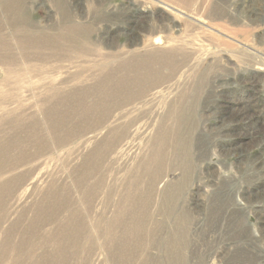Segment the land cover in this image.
<instances>
[{"label": "rangeland", "instance_id": "rangeland-1", "mask_svg": "<svg viewBox=\"0 0 264 264\" xmlns=\"http://www.w3.org/2000/svg\"><path fill=\"white\" fill-rule=\"evenodd\" d=\"M20 2V16L18 13L14 18L4 9L0 24V36L12 46L8 51L0 49V130L22 119L28 124L31 115L38 112L33 95L46 93L38 87L49 81L55 84L66 81L70 88L76 89L94 88L96 80L104 73L101 67L107 66L114 54L138 51L155 53L164 59L171 56L178 67L173 73V66L169 70V64L166 68L157 65L156 73L163 77L156 88L149 89L144 100L128 108L142 116L133 128L137 129L135 142L132 141L133 146L126 152L111 154L112 163L103 165L101 159L98 160L96 172H91L94 177L83 182V191H92L88 203L81 200L75 189L73 172L100 147L108 132L120 121L110 120L107 129L86 123L74 125L71 121L66 123L71 138L52 140L50 151L45 156L42 154V158L38 157L36 147L28 148L29 164L3 178V182H7L21 175L29 177L13 197L1 202L0 249L6 230L14 232L12 242L15 244L20 233L29 230L42 208L43 196L54 185L63 194L67 189L74 191L64 205L70 210L79 208L83 216H88L89 230L97 236L101 216L110 219L114 215L128 168L133 167L153 143L150 141L154 140L161 117L168 116L174 104L177 110L181 96L187 93L192 98L188 105L192 107L194 103V112L187 116L195 121L190 136L193 166L179 209L188 214L189 220L185 221V230L180 231L177 220L166 222L163 217L152 215L153 230L148 239L151 245L144 258L140 257L135 264H143L145 260L147 264L176 261L177 257L172 259L165 249L176 230L183 233L181 238L184 239V260L179 264H264V0ZM56 2L64 6L70 20L87 26L89 42L85 40L84 57L74 55L69 62H54L53 68L46 62L42 70L52 68L53 71L45 70L37 76L41 66L24 57L15 32L29 37L33 44L26 55L33 53L35 39L42 33L61 31L65 16L55 7ZM22 12L26 13V21ZM88 101L92 103V99ZM243 109L248 111L247 115H240ZM119 114L115 112L116 116ZM39 121L42 119L38 117ZM166 126L171 128L173 124L168 122ZM44 135L48 139V135ZM64 137L63 134L61 139ZM19 152L16 147L9 155L12 165ZM84 165L91 168L88 161ZM182 175L181 171L172 169L165 171L163 177L173 186ZM159 189H164L163 184ZM64 212V209L57 212L56 221L44 228L40 227L48 223V218L41 214L39 231L31 240L36 247L34 257L57 249L52 240L53 232L63 225L67 216ZM231 215L235 219L228 225ZM154 222L162 223L161 227L154 230ZM100 243L102 239L92 244L84 240L80 256L74 255L70 264H110L108 251ZM14 258L11 254L7 259L2 258L0 264H13Z\"/></svg>", "mask_w": 264, "mask_h": 264}, {"label": "bare ground", "instance_id": "bare-ground-1", "mask_svg": "<svg viewBox=\"0 0 264 264\" xmlns=\"http://www.w3.org/2000/svg\"><path fill=\"white\" fill-rule=\"evenodd\" d=\"M56 3L55 7L59 11H63V16H65L61 31H55L51 34L42 33L35 39V44L33 45L35 51L33 53L26 55L30 45L33 44L29 37L23 36L19 31L15 32L19 40L17 44L20 45V49L25 53L23 54L25 55L24 57L39 62V66H41L37 76L45 73V70L52 72V64L54 62H69L74 55L79 58L84 57L87 47L85 44L89 42L87 41V26L78 25L72 19L70 20L64 6L58 2ZM20 6H22L20 0H0V24L2 17H4L2 15L4 9L7 10L8 14L12 13L14 18H16L18 13L20 16V11H18ZM25 12H22L24 21L27 19ZM135 22L136 24L138 23L137 21ZM5 23H7V19ZM6 26L9 29V26ZM8 43L6 38L0 36V49L11 50L12 46ZM133 52L111 56L109 64L101 67L104 73L100 79L96 80L97 83L92 89L70 88L66 81L60 84L49 81L44 86L38 87V90L41 89L42 92L46 90V93H42L38 97L32 94L33 98L36 97L37 99V115H31V120L28 124L24 123L22 119L17 121L15 125L0 130V209L2 208L1 202L6 198L13 197L20 188L24 187L29 179L26 175H21L17 178H12L10 181L3 182L6 174L8 175L29 164L28 148L36 147L38 157L42 154L45 156V153L48 154L50 151L52 140L59 142L61 140L67 141L71 138L70 130L66 129V123L71 121L74 125L86 123L93 126L97 125L101 129H107V124H109L110 120L120 121V124L108 132V136L100 147L93 150L89 158L83 159L82 166L73 172V174H76L75 189L81 200L84 203H88L92 191H83V182L94 177L91 172H96L94 168L99 166L98 160L101 159L103 165L109 161L112 163L111 154L119 155L126 152L133 146L132 141L134 140L135 142L134 137L137 134V129L133 128L140 121L141 118L139 117L142 116L129 111L128 108L133 106L135 102L144 100L149 89L156 88L154 86L163 77L157 75L156 66L159 65L160 68H166L168 67L167 64H169V70L173 66L172 72H177L176 60L172 61L171 56L164 59L155 53ZM46 62L51 64V70H42L44 68L42 64ZM29 84L33 85L31 82ZM189 95L184 93L178 102L177 110L174 109L176 106L174 104L171 106V112L168 116L161 117L157 130H155L154 140L150 141L153 143L147 146V152L143 157L133 167L128 168L126 183L123 190L119 193V201L113 211L114 215L110 219L105 216L100 218L98 235L96 234L98 238L89 230V226L86 223L88 216H83L79 208L70 210V208L67 209V205H64L71 199L74 191L67 189L65 194H63L54 185L43 196L42 208L38 210L37 217L33 219L28 227L29 230L20 233L17 244L12 242L14 232L10 229L5 231V240L0 249V261L2 258L7 259L12 254L15 256L13 264H26V260L30 261V264H70V259L74 255L80 256L81 243L84 240L92 244L96 239H102L103 243L100 244H104L105 247L103 248L108 251L110 264H135L139 262L140 257L144 258L147 247L151 245L148 239L153 230L151 226L152 215H159L164 220L166 219V222L177 220L178 228H181L180 231L182 229L185 230V221L189 220V216L186 212H182L179 209V203L182 199L183 190L190 180V170L193 166L192 156H190V136L195 121L194 119H187V116L192 115L194 112V103L192 107L189 106L191 104H189L190 99H192L189 98ZM89 99H92V103H89ZM243 111L240 115L248 114L247 110L243 109ZM115 112H120V114L116 116ZM237 116L239 117V114ZM38 117L42 121L37 122ZM185 119L186 126H183ZM168 122L173 124L171 128L166 126ZM44 133L48 135V139L45 138ZM62 133L65 135L64 139H61ZM5 135L8 136L5 137ZM129 146L130 148H128ZM16 147H18L20 152L15 157V164L12 165L13 162H9V155L13 153ZM86 161H88V165L91 168H87L84 165ZM171 161L177 163L170 164ZM8 166L9 169H7ZM172 169L181 171V174H183L173 186L165 181V176L163 177L165 171H172ZM160 184H163V190L159 189ZM257 188L261 187L257 186ZM108 191L110 196L112 194L111 188ZM62 209L65 210L64 213L67 216L62 221L63 225L53 232L52 239L54 244L57 245V249L51 253L45 251L38 257H34L36 247L34 243L31 244V240L34 239L36 232L39 231L37 227L38 224L40 225L41 214H45L48 218V223L40 227L44 228L57 219L56 213L62 211ZM233 219L235 218L231 215L227 222L228 225L233 222ZM161 225L162 223L154 222V230L161 227ZM172 229L175 231L176 227ZM181 234L183 233H179V230L173 232L176 237L174 238L171 235L170 240H168V246L165 248L172 259L175 256L177 257V260L175 261L174 259L173 261L174 264L177 261L178 264L183 263L182 260H184L182 253L184 239L181 238L183 236ZM29 236H31L30 239H27ZM142 263L147 264V260Z\"/></svg>", "mask_w": 264, "mask_h": 264}]
</instances>
